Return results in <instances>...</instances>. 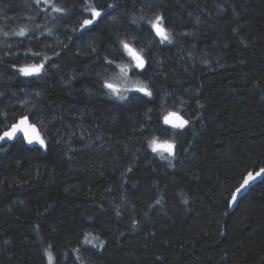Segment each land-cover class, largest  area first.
Masks as SVG:
<instances>
[{
	"label": "trees",
	"instance_id": "16d2710c",
	"mask_svg": "<svg viewBox=\"0 0 264 264\" xmlns=\"http://www.w3.org/2000/svg\"><path fill=\"white\" fill-rule=\"evenodd\" d=\"M52 4L68 16L59 18ZM52 4L0 0V113L9 125L29 115L48 142L45 150L18 139L0 150V264H48L49 245L53 264H264V178L229 210L244 174L264 168V0H126L83 32L77 21L91 17L81 15L80 0ZM133 13H163L175 35L172 44H152L144 76L129 74L151 83L158 93L151 101L106 96L97 74L111 79L118 68H103L92 52L116 55L113 41ZM21 27L35 36L2 35ZM44 29L52 35L41 36ZM140 39L138 46L149 44L147 29ZM29 49L56 67L41 78L17 75L14 62L40 63L24 58ZM164 96L166 110L183 99L181 115L193 121L178 138L188 150L178 149L174 167L147 147L152 135L171 138L156 130ZM34 106L43 114L30 115ZM161 194L162 205L145 217ZM133 217L141 223L130 231ZM85 232L106 245L82 246L76 261L71 250Z\"/></svg>",
	"mask_w": 264,
	"mask_h": 264
},
{
	"label": "snow or ice",
	"instance_id": "6c2138e0",
	"mask_svg": "<svg viewBox=\"0 0 264 264\" xmlns=\"http://www.w3.org/2000/svg\"><path fill=\"white\" fill-rule=\"evenodd\" d=\"M35 2L36 4H40L41 0H35ZM43 3L45 5H49L52 4V0H43ZM80 3L82 5V8L80 9L81 15L90 14L91 17L83 19L82 22L77 21V23H79V30L83 32L91 30V26L110 15V12L108 11L109 9L117 11L119 8L124 7L126 0H115L114 3L99 6L95 5L93 0H80ZM146 7H153V5L149 4L146 5ZM52 11L58 14L61 19L68 16L66 6L57 7L52 4ZM36 27L39 28V25ZM144 29H147L148 34L151 37V41L146 47L138 46L142 43L140 37L143 36ZM2 35L4 37L18 36L31 39L35 36V32L33 31L30 34L27 27H21L19 31H3ZM51 35L52 29H44L41 32V36H45V38ZM183 35L188 34L185 33ZM174 41L175 35L166 26L165 16L163 13H154L151 17L145 15L136 16L133 13L130 17L129 27L125 29L124 36L121 37L120 35H117L113 41L115 44L116 55H113L112 58H109V56L101 57L99 53L96 52V49H92V52L97 54L103 68L106 69L114 66L119 69V72L115 74V79L119 80L120 83H114L111 79L105 78L103 73L97 74L101 87L105 90L104 94L122 102H126L130 98V93L133 95L142 94L141 98H147L149 101L153 100L158 93L154 92L151 83L140 79L132 80L129 74L133 73L137 76H144L146 74L147 70L152 66L154 60L150 51L153 43L157 45H165L172 44ZM8 47L11 48V45H8ZM59 55L60 53H56V57H59ZM24 58H40V63L18 65L14 62L11 65L17 75L26 78H41L47 75L48 68L56 67L52 57L45 55L41 58L40 53L32 52L30 49L24 53ZM117 58H123L127 61V63H116ZM150 79L151 78H149V80ZM3 95L4 93H0V96ZM35 95L39 97L40 93L37 92ZM13 96H15V94H13ZM167 98V96L161 97V107L157 120L159 127L156 130L165 135L171 133V138L161 139L159 136L152 135L151 138L148 139L147 147L151 149L152 153L157 154L161 160L168 161V167H174L175 165L173 164V161L178 160V149L185 152L188 150L183 147V144L179 142L178 138L184 135V133L192 126L193 121L185 119L184 116L181 115L180 109H184L186 111V102L183 99L177 97L173 100V105L178 106L177 110H166L165 103ZM22 103L28 104L29 101H23ZM28 111L33 117L43 114L42 109L38 106L30 108ZM152 111L153 109H148L149 113ZM0 118H2L0 123L3 124L4 128L2 133H0V142L14 141L17 134L22 133L23 139L26 140L29 145L37 144L41 148L47 150L48 142L42 137L40 131L37 129V125L30 122L29 115H22L19 116V118L13 116L12 119L15 120V122L10 125L7 123L9 118L7 112L0 113ZM198 118L199 117H197V119ZM40 123L43 124V120H41ZM147 123H150V121ZM147 130L148 129L145 125H142L139 129L141 134ZM0 150H3L2 145H0ZM165 153L167 155H165ZM127 171L131 172L132 168H129ZM261 174H264V168L259 169L255 175L252 172L247 173L243 183H241L240 186L232 193L229 207L237 202L238 194H240L251 181H254L257 177L261 176ZM108 191H111V189H108ZM121 199L126 205L131 204V202L127 201L125 196L122 195ZM162 202L163 194H161L159 198L155 199L153 204L148 205V210L144 213L145 217H147L148 211L154 210L156 206L162 205ZM184 202L187 203V200ZM130 210L135 212V206L132 205ZM115 215L118 219L121 218L120 205L116 206ZM88 219L92 220L91 217ZM140 223L141 221H138L133 217L131 219L129 230H136ZM121 235H123V233H121ZM5 243H7V241H5ZM89 244L92 245L94 249H103L106 245V241L101 240L99 236H94L92 232H85L83 234V239L80 241V245L71 250V253L74 255L76 261L81 259V256L79 255L81 247ZM53 247V245H49L48 248L44 249V254L47 256L48 264H53L55 260L52 251ZM65 255L67 256L68 253H65Z\"/></svg>",
	"mask_w": 264,
	"mask_h": 264
},
{
	"label": "water",
	"instance_id": "95a60500",
	"mask_svg": "<svg viewBox=\"0 0 264 264\" xmlns=\"http://www.w3.org/2000/svg\"><path fill=\"white\" fill-rule=\"evenodd\" d=\"M37 129L39 130L38 127H37ZM17 139H22V140L24 141V143H25L28 147H40V146L37 145V144H31V145H29V144L27 143V141L23 139V134H22V133H18V134H17V137L14 139V141H16ZM14 141H8V142H14ZM4 143H7V142H0V144H4ZM260 169H261V168H260ZM257 171H259V169L254 170V171H248V172H252V173L255 175V173H256ZM248 172H247V173H248ZM247 173L244 174L242 180L240 181V183L237 185L236 188H238V187L240 186V184L243 183V180H244V178L247 176ZM263 178H264V174H261V176L257 177L254 181H251L250 184H249L248 186H246V188L243 189V190L241 191L240 194H238V200H237V202H236L235 204H233L231 207H229V210H230V211L234 210V208L236 207V205H237L239 199H240L242 196H244V195L249 191V189H251L254 185H256L257 183H259ZM236 188H235V189H236ZM235 189L233 190V192L235 191ZM233 192H232V193H233ZM231 195H232V194H231ZM230 202H231V196H230V199H229V204H230Z\"/></svg>",
	"mask_w": 264,
	"mask_h": 264
},
{
	"label": "rangeland",
	"instance_id": "374dc122",
	"mask_svg": "<svg viewBox=\"0 0 264 264\" xmlns=\"http://www.w3.org/2000/svg\"><path fill=\"white\" fill-rule=\"evenodd\" d=\"M41 1H43V0H41ZM116 73H118V69H117ZM116 73H115V74H116ZM115 74H113V78H111L112 82H114V83H120L119 80H116V79H115ZM132 80H134V79H132ZM165 155H167V154L165 153ZM165 161H166V160H165ZM166 162H167V161H166Z\"/></svg>",
	"mask_w": 264,
	"mask_h": 264
},
{
	"label": "flooded vegetation",
	"instance_id": "af4514ba",
	"mask_svg": "<svg viewBox=\"0 0 264 264\" xmlns=\"http://www.w3.org/2000/svg\"><path fill=\"white\" fill-rule=\"evenodd\" d=\"M30 120V119H29ZM31 122V121H30ZM40 131V130H39ZM18 140V139H17ZM16 140V141H17ZM15 142V141H14ZM14 142H7V143H4V144H0V145H6V144H8V143H14Z\"/></svg>",
	"mask_w": 264,
	"mask_h": 264
}]
</instances>
